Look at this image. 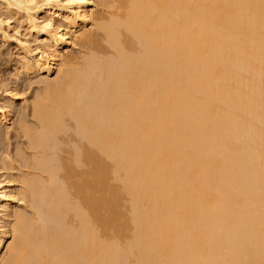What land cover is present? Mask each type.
Wrapping results in <instances>:
<instances>
[{"label":"bare ground","instance_id":"6f19581e","mask_svg":"<svg viewBox=\"0 0 264 264\" xmlns=\"http://www.w3.org/2000/svg\"><path fill=\"white\" fill-rule=\"evenodd\" d=\"M0 5L44 75L0 104L37 170L1 159L0 264H264V0Z\"/></svg>","mask_w":264,"mask_h":264},{"label":"rangeland","instance_id":"374dc122","mask_svg":"<svg viewBox=\"0 0 264 264\" xmlns=\"http://www.w3.org/2000/svg\"><path fill=\"white\" fill-rule=\"evenodd\" d=\"M15 17L14 16L11 17V13L8 12L5 8H3L0 5V18H4V19L8 18L10 23H11L10 27H7V25L5 23H0V94H1V96H0V99H1L0 100V104L4 103L5 101H8V99H10L11 92L12 93H14V92L17 93L19 98L26 97L27 98V102L24 103V104L21 103L20 105H18V108H16V111H15L14 118L16 120H19V118L21 119L23 117L22 119H24V121H27V124L28 123L29 124H31V123L34 124L35 123V119H34V116L31 114L32 110H31V107H30V103L32 101L31 98H33V96L35 94L34 92H38L39 88L41 87L40 84L42 85V83L41 82L39 84H37V83L39 82L38 81L39 78H42L44 75H37L38 77L37 76H32V78H31V76L30 77H25V76L19 74V72H20V63L21 62H20V58H19L20 56H16V55H19L18 54L19 53V51H18L19 50L18 49L19 48V43L17 44V41L15 40V34H13V33H14L15 30L19 29L18 30L19 34L20 33H22V34H20L21 36L20 35L18 36V34H16L17 38L21 37L20 39H24V38L27 37L28 40H31V42H34V43H37L36 39H39L41 37L43 38V36L42 35H38V34L36 35V33L32 32V31L29 32L28 28H27V25L22 20H19L20 18H18V17L15 18ZM19 23H20V25H18ZM22 35H24V36H22ZM78 50H82V51H86L87 50L88 51V49H85L84 47L83 48H79V49L77 48L76 52ZM49 76H50V78H54L56 76V73H51ZM34 80H37L38 82L37 81L34 82ZM14 81H15V83H14ZM29 84H31V85H29ZM36 87H37V89H36ZM8 92H10V93H8ZM27 110H28V112H27ZM21 113H23V114H21ZM16 127H17L16 125H12L11 123L8 124V126L0 123V131H1L0 132V136H1L0 137V162H2L1 159L4 160V158L7 155L10 156V159H12V161H11L12 165L14 167L13 168L14 177L17 180V182H19L18 183V188H19V187H21L20 179H22L24 177V175L25 176L26 175H31V173H33L32 171H34V170L37 171V170L33 166L31 167V164H29V162H25L20 157V155H18L19 154L18 151H22L23 155L26 153L25 156L27 158L29 156V158H30V157H32L33 152H36V151H34V149H33V151L31 150L32 147L29 145L28 138L23 134L22 130H20L19 127H17L18 129H16ZM25 140H26V142H25ZM8 143H9V145H8ZM28 150L30 151V153H29ZM24 162H25V164H24ZM2 163H4V162H2ZM2 163H0V165H3ZM27 166H28V168H26ZM2 167L3 166H0V172H4V174H6L4 176L9 178L7 171H5L6 169L2 168ZM26 170H28V171H26ZM25 204L21 203L20 207L23 208L24 210L28 211V214H31L32 213V208H30V206H26ZM28 207L30 209H28ZM12 239H13V237L10 236L8 241L11 242ZM6 244H4L0 248V258L2 256V254L4 253Z\"/></svg>","mask_w":264,"mask_h":264}]
</instances>
